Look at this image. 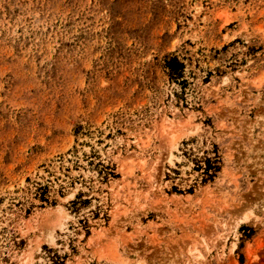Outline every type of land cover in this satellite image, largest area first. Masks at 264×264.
Wrapping results in <instances>:
<instances>
[{"label": "rangeland", "instance_id": "374dc122", "mask_svg": "<svg viewBox=\"0 0 264 264\" xmlns=\"http://www.w3.org/2000/svg\"><path fill=\"white\" fill-rule=\"evenodd\" d=\"M0 264H264V0H0Z\"/></svg>", "mask_w": 264, "mask_h": 264}]
</instances>
